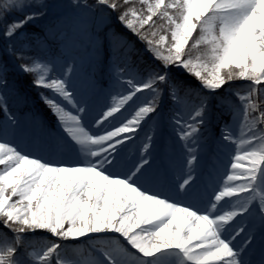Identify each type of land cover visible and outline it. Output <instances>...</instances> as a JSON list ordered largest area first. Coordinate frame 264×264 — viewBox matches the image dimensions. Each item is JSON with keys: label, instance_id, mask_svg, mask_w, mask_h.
<instances>
[{"label": "snow or ice", "instance_id": "obj_1", "mask_svg": "<svg viewBox=\"0 0 264 264\" xmlns=\"http://www.w3.org/2000/svg\"><path fill=\"white\" fill-rule=\"evenodd\" d=\"M95 4L118 12L116 19L145 42L160 68L139 80L121 79L126 70L116 68V83L126 85V94H110V102L86 121L87 108L77 100L71 80L73 64L57 75L52 61L16 53L25 61L20 69L34 75V86L52 93L41 98L56 116L76 160L45 159L0 138V223L12 234H0V264H249L244 254L254 238L240 218L255 209L264 226V102L256 100L264 93V0H95ZM43 7L38 0H0V38L10 40L38 20ZM154 18L162 21L158 27ZM145 26L152 31L146 32ZM191 50H197L195 57ZM172 68L184 69L213 94L230 82H247L246 94L235 93L239 106L228 105L232 123L221 130L222 141L235 146L230 170L226 169L222 186L218 183L219 190L214 188V194L199 204L151 191L141 183L150 163L145 158L150 154V135L138 162L129 166L122 159L126 146L157 113L161 86L179 101L181 85L171 79ZM144 91L151 99L129 118L126 105ZM207 107L201 100L186 116L173 117L187 155V171L177 175L172 188L176 196L189 195L194 183L197 155L189 144L196 143ZM0 110L7 117L6 137L7 127L17 121L6 104ZM237 124L239 137L234 132ZM37 231L56 239L36 247L27 237ZM108 234L113 235L100 247L93 246L86 260L62 253V242Z\"/></svg>", "mask_w": 264, "mask_h": 264}, {"label": "rangeland", "instance_id": "obj_2", "mask_svg": "<svg viewBox=\"0 0 264 264\" xmlns=\"http://www.w3.org/2000/svg\"><path fill=\"white\" fill-rule=\"evenodd\" d=\"M42 5L46 7L41 8L44 15L38 20L31 22L39 28H44L48 31L50 40L46 46L45 53L52 55L54 46L59 43L61 56L54 57L52 62L55 64V73L57 74V69L61 68L62 71L67 64L74 65V80L80 76L81 80L90 79L91 84L86 89L88 93L86 97L80 98L81 96H76L77 100L87 108V115L85 117L86 121H91L93 117L97 115L105 106L102 96L104 90L108 88L109 85L115 84L116 76L115 69H125L124 76L121 79H127L129 76L135 77L139 80L141 77L145 76L148 72L150 65H153L154 69L160 68V61L154 60L152 54L148 52L145 48L143 52L146 53V62L148 65L140 66L136 61L126 55H121L119 53L110 52L109 55H105L103 50H99L94 55V58L100 59V63L105 60L108 71L105 73L104 79L102 81L97 80V71L99 70V62L93 61L90 54L91 49L96 48L101 42V39L94 31V28L101 30L102 26L105 24L104 10H101L95 4V0H38ZM87 4L88 7H84ZM77 5H80L78 7ZM29 23V24H31ZM27 25L22 28L15 36L10 40L9 45H4L3 48L7 51V54L12 59V65L20 73L26 76L30 80V86H32V91L36 93V98L42 102V108L48 105L41 98L42 95L50 96L52 93L48 89L38 88L34 86L33 80L34 75L23 72L19 65L25 61L17 59L14 56L16 50H28L29 44L26 40H23L22 34L26 31ZM36 33H34L35 35ZM79 38L81 40L82 46H78L82 51L80 54L71 53L66 47V44H71L74 39ZM9 40V41H10ZM8 41V42H9ZM126 45V40H122V44ZM130 46V45H129ZM11 47L14 51L9 52L8 48ZM32 57V56H29ZM17 62H16V61ZM151 70V69H150ZM5 69H0V74L3 75ZM180 77L179 74L172 73ZM100 75V74H99ZM102 76V75H101ZM196 79V78H195ZM199 82V81H197ZM246 81L236 80L230 82L223 90H218L216 93H209L202 89L200 84L196 86L199 90V96L197 99L182 98L181 92L179 90V101H173L169 90L165 86H161L162 91L160 92V98H164L166 102V114L160 120V113H156L151 119H148L141 127L140 131L136 134L135 138L131 143H129L124 151L122 152V159L129 166L132 163L138 162L139 160V150L131 152V146L136 143L138 137H141L144 130L151 126V122H155L158 130V139H156L155 144L151 147V153L145 158L150 161L149 165L146 167L143 177L141 178V183L151 191H162L166 187L165 194L173 196L174 199L183 200L186 203L199 204L206 201L210 195V191L219 189L217 187L218 183L222 186L224 178L228 174L226 169L230 170L231 157L235 156V146L228 145L226 142L222 141L221 130L226 124H231L233 121V116L229 110L228 105L239 106V101L235 93L238 91L240 94H246L247 91H242L240 86ZM239 84V85H238ZM126 85H124L125 87ZM230 89L232 90L230 92ZM30 91V89L28 90ZM17 91L15 88H8L6 91L2 90L0 87V109L6 104L8 113L13 116L17 121L16 125H9L11 128L8 133L7 140L17 145L20 149L25 152V147L29 151L35 148H44V151L49 152V155L53 159L56 155L54 152L58 151V156L68 160L70 163L76 160V155L72 152L65 143V133L62 129L58 132L53 131L51 124H58L56 116L53 114L48 116H43L40 112L31 110H24L21 107L22 103H25V99L22 96L15 97L12 104L8 103V98L16 96ZM261 97V94H258ZM257 96V97H258ZM136 97L143 103L151 99V93L144 91L138 93ZM59 99V97H56ZM201 100H206L209 107L217 103L219 107L220 114H228L231 120L223 121L224 119H215L214 124H218V131L214 133L211 137L208 135L207 128L210 126V120L212 113L208 110L204 116V123L200 126V131L194 138L196 143H190L189 146L194 150L197 155V162L193 166L194 170L192 172L194 183L190 190V194L185 196H176L175 192L172 191L173 183L176 180L177 175L182 174L187 171V166H185L186 149L184 147V142L179 140L176 131H174L173 117L176 115L186 116L195 105L199 104ZM64 104L66 108L70 106L66 105L64 101H60ZM187 107L186 113L180 114L176 109H182ZM126 108L129 110V116L135 111L136 106H133V102L130 101ZM50 109V108H49ZM218 109L216 110V112ZM218 113V112H217ZM53 122V123H51ZM7 123V117L2 110H0V136L5 137V125ZM8 132V130H7ZM234 132L237 137H239V125L234 126ZM4 136V137H2ZM5 139V138H4ZM164 145L163 148H158V146ZM161 151V152H160ZM132 153V155H131ZM129 155H131L129 157ZM183 167V168H182ZM186 167V168H185ZM204 174L201 177V172L204 170ZM166 177L170 180L169 186L166 184ZM165 182V183H163ZM175 183V182H174ZM211 194V193H210ZM194 197V198H193ZM234 203V201H232ZM225 210H230L225 208ZM240 220L245 224L248 230L253 236L250 247L246 249L244 254V259L249 262V264H261L264 260V226L261 225L260 217L258 212L254 209L253 213L246 217H241ZM0 226H3L0 223ZM4 228V227H2ZM1 228V229H2ZM8 232V229L5 230ZM8 235L12 234L8 232ZM113 234H108L107 236H112ZM94 237V236H92ZM36 238V239H35ZM38 238V239H37ZM28 240H32L31 243L36 247L43 246L47 241L54 240L56 238L52 237L49 233L45 231H37L35 233L28 234ZM88 239V238H81ZM121 242L127 246L126 242L123 241L121 237ZM77 241V240H76ZM71 242V241H66ZM65 242V243H66ZM31 251V248L27 249ZM131 250V249H130ZM21 253L25 251L24 248L20 249ZM93 251V249H92ZM91 251V252H92ZM134 251V250H133ZM64 255V254H63ZM89 254H80L78 256L67 257L73 260H86Z\"/></svg>", "mask_w": 264, "mask_h": 264}, {"label": "trees", "instance_id": "obj_3", "mask_svg": "<svg viewBox=\"0 0 264 264\" xmlns=\"http://www.w3.org/2000/svg\"><path fill=\"white\" fill-rule=\"evenodd\" d=\"M89 1V0H88ZM137 7L139 5L137 4ZM119 15L118 12H111L110 10H104L105 16V24L102 26L101 30L98 28H94L98 36L103 39L98 44L96 48L92 49V56L96 55V52L99 50H103L105 55H108L110 52L119 53L121 55H126L132 57L136 63L140 66L148 65L146 62V53L143 52V47H147L145 42L141 41L138 36L134 35L129 29H127L123 24H121L116 17ZM156 21L157 27L162 23L158 18H154ZM145 31L150 33L152 31L151 28L145 26ZM34 33H36L34 35ZM170 35V34H169ZM23 40H26L29 44L28 50H16L14 52V57H17L16 53L20 51H24L26 56L32 57H41L52 59L56 55H61L60 44L56 43L54 46V54L48 55L45 53L46 46L48 45L50 40V36L48 31L44 28H39L34 24H28L26 31L22 34ZM126 40V45L122 44V40ZM4 40L0 38V69H5V73L3 75L0 74V87L2 90L6 91L8 88H15L17 91L16 96L9 97L8 103L12 104L15 100V97L22 96L23 98L29 99L28 89H30L32 95H36L34 91H32V86H30V80L26 77L28 75L19 74L15 70L11 68V63L7 51L3 48V44L9 45L12 40ZM69 49L74 53H80L81 49L76 48L80 45V42L76 39L71 43L67 44ZM130 45V46H129ZM202 51V49H201ZM191 55L195 57L197 55V50H191ZM153 65L148 67L149 71L152 70ZM172 73L179 74V76L174 75ZM172 80L177 81L180 85V92L183 96L190 98H197L199 96V90L197 89V80L195 77L189 75L184 69L181 68H172L169 73ZM239 85V84H238ZM242 91H247V82L239 85ZM261 97H256L258 103L264 102V93H260ZM42 104V103H41ZM24 106V104H22ZM43 105V104H42ZM213 109H219L217 106H213ZM42 113L45 116L52 115V112L49 108L44 106L41 109ZM220 118L223 116L218 115ZM0 226V234L5 233L6 228H2ZM2 228V229H1ZM106 236H94L88 239H84L81 241H73V242H62L65 244L64 249H62V253L66 255L76 256V254L87 253L90 251V247L92 245H100V242L107 241L105 239ZM73 253V254H70Z\"/></svg>", "mask_w": 264, "mask_h": 264}, {"label": "bare ground", "instance_id": "obj_4", "mask_svg": "<svg viewBox=\"0 0 264 264\" xmlns=\"http://www.w3.org/2000/svg\"><path fill=\"white\" fill-rule=\"evenodd\" d=\"M56 71H57V75H58L59 73L62 72V69L59 68ZM71 80H72V83H73L74 90L76 92V96L80 95L81 99L86 97V94L88 93V91L86 89L91 84L90 79L81 80V78L79 76V77H77V80L75 81L74 80V72H73L72 76H71ZM114 82H115V84L109 85L108 88H106L104 90V94L101 97L102 100H104V106H106L110 102V94H114L115 92H119V91H122V92H124V94H126V91H125L126 86L124 87V86H121V85L117 84L116 80ZM132 102H133V106L134 105L136 106L135 110L138 107L143 105V102L140 101L136 96L133 98ZM186 108L187 107H184L183 108L184 110H182V109H176V110H177L178 113L183 114V113L187 112V110H185ZM129 118H130V116H129ZM10 129L11 128L8 126L7 127L8 132H7V136L6 137H8V133L11 131ZM149 135L152 137V141H151V147H152L153 144H155L156 139H158V135H159L158 130H157V126H156L154 121L151 122V126L148 129L144 130V132H143L141 137L136 138L137 139L136 143L133 144L134 146H131V148H130L131 152L133 153V151L139 150V156H140V148L142 147L143 143L147 142L146 138ZM2 137H4V136H2ZM6 137H4V138L6 139ZM0 138H1V136H0ZM10 140L11 139H10V136H9V141ZM151 147L149 149V153H151V151H152ZM25 153H32V154L37 155V156H42L45 159H52L51 156L49 155V152L44 151V148H35V149L29 151L27 149V147H25ZM54 153L56 155L53 157L52 160H64V161H66L64 158H60L58 156V151H55ZM132 153H131V155H132ZM131 155H129V157ZM184 161H185V166H186V158H185ZM67 162H69V161H67Z\"/></svg>", "mask_w": 264, "mask_h": 264}]
</instances>
